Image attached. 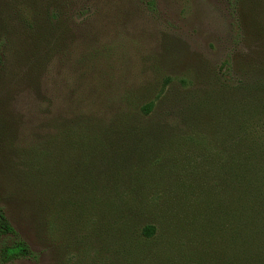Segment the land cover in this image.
I'll return each instance as SVG.
<instances>
[{
    "label": "rangeland",
    "instance_id": "1",
    "mask_svg": "<svg viewBox=\"0 0 264 264\" xmlns=\"http://www.w3.org/2000/svg\"><path fill=\"white\" fill-rule=\"evenodd\" d=\"M234 2L0 0V205L38 255L7 264H264V0ZM148 102L159 140L102 190L80 119ZM102 193L144 202L78 206Z\"/></svg>",
    "mask_w": 264,
    "mask_h": 264
},
{
    "label": "trees",
    "instance_id": "2",
    "mask_svg": "<svg viewBox=\"0 0 264 264\" xmlns=\"http://www.w3.org/2000/svg\"><path fill=\"white\" fill-rule=\"evenodd\" d=\"M143 1L150 11L155 12L156 0ZM234 1L235 0H233V4L235 3ZM2 63L3 58L0 43V67ZM225 64L226 62H223V65ZM153 108L154 104L152 102H148L146 104H142L138 110L135 108H127V111L117 110L107 122L102 121L93 115L83 116V118L80 119V125L82 128L79 130V142L78 139L76 141L71 140L73 143L80 144L78 145V149L73 148L72 146V148H70L73 152L78 151V155L71 154L70 158L74 161L76 159L75 157H80V162L77 161L75 164L85 166L83 168L84 174H89L90 171L95 172V170L90 167V164L94 161L97 163L99 162L100 168L97 170V173H101L100 177L102 178V190L115 189L119 180L121 181L119 175L127 169L128 165H130L129 171H132L135 166V162H137V160L142 161L145 157L143 151L144 149H147V145L152 141L156 142L159 140V128L161 127H157V130L154 132L152 128L155 126L151 125L150 123L152 122L149 123L146 119L150 113L152 114ZM152 147H155V145ZM108 166L113 169H110V172L106 174V170L104 168L108 169ZM136 170L137 169H134V171ZM104 174L106 177L103 176ZM140 177L143 178L146 177V175H141ZM84 178L87 179L85 180V183L89 184V180L92 178V175L83 176V179ZM141 178H139L137 174L131 177V180L129 181L132 184L131 186L129 185V187H131V192H133L132 189L138 190L140 185L137 182L140 181ZM70 179L71 177L69 178V181ZM134 180L136 181V184L134 183ZM74 181H77V177ZM58 182L62 184L64 182V178L59 179ZM43 184V190L48 189L49 193H51V197L53 198L55 195H52V190H50L45 183ZM72 187L75 189V187H78V183ZM71 192H74V190ZM42 194L45 198V202L46 200L48 202V194H45L44 192ZM69 194L72 193H68V196L65 195L66 197L64 198L57 196L58 211L59 206L63 208L72 200L70 199ZM111 195L112 194L102 193L100 198H90V194L84 196L82 195L83 197H81V202L78 206L83 211H87V215L90 209L94 207H102L110 212L111 210L114 211L117 214L118 219H123L122 214L125 206L127 207L125 210L130 212L135 217L137 214V207L139 206L140 208L144 202L138 198L136 194H133L132 198H130L128 202L126 199H123L122 195L119 196L117 193H114V196ZM53 199L55 200V198ZM89 219L92 218L89 217ZM44 222L48 223L50 221L49 219H45ZM139 234L141 237H151L154 234V226L150 224L143 226L139 231ZM16 260H31L37 262L38 255L29 243L22 237L19 231L12 225L3 207L0 205V264H7Z\"/></svg>",
    "mask_w": 264,
    "mask_h": 264
}]
</instances>
